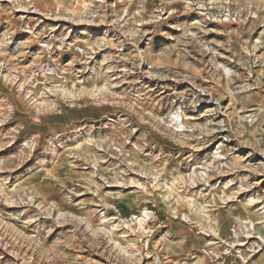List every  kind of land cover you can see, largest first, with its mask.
Segmentation results:
<instances>
[{
    "label": "rangeland",
    "instance_id": "374dc122",
    "mask_svg": "<svg viewBox=\"0 0 264 264\" xmlns=\"http://www.w3.org/2000/svg\"><path fill=\"white\" fill-rule=\"evenodd\" d=\"M0 264H264V0H0Z\"/></svg>",
    "mask_w": 264,
    "mask_h": 264
}]
</instances>
